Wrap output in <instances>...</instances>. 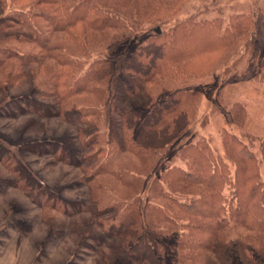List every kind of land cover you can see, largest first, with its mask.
I'll return each mask as SVG.
<instances>
[{"label": "rangeland", "instance_id": "rangeland-1", "mask_svg": "<svg viewBox=\"0 0 264 264\" xmlns=\"http://www.w3.org/2000/svg\"><path fill=\"white\" fill-rule=\"evenodd\" d=\"M100 1L123 12V17H120L125 23L122 28L95 31L90 42V54L77 59L83 66L92 60L101 65L95 80L101 106H94L99 111L98 123L102 125L110 117L109 108L121 61L156 28L155 23L143 21L141 16L150 13L161 2ZM257 7L264 8V0H184L174 15L160 12L159 15L164 13L161 17L167 21L160 28L169 29L175 21L191 14L201 18L217 17L223 26L230 15L249 12ZM13 9L10 0H0V58L7 54H17L21 59L36 58L41 50L39 42L27 27L31 23ZM2 22L12 27H1ZM52 38L54 44L59 42L57 34ZM245 39L246 35L238 39L235 36L220 62L208 75L171 82L160 73L161 77L149 83L142 82L130 95L125 106L141 108V115L144 107L158 103L175 87L184 85L200 90L199 104L188 128L189 133L171 144L157 160L149 161L147 157L141 162L135 155L127 153L109 159L107 168L126 170L124 177L129 182L130 176L133 178L131 186L122 183V179L115 180L109 173L98 174L86 182V172L95 166L80 169L65 164V161L70 163L67 161L69 158L81 155L78 150L83 141L82 135L73 134L77 127L53 116L54 98H45L43 93H38L44 86L45 76L36 75L33 64L24 72L15 68L19 61L14 59V63L0 64V264H116L125 247L123 239L135 237L138 234L136 229L142 230L150 241L148 229L143 225L144 217L139 214L135 221L129 220L120 239H111L103 234L110 222L119 224L127 220L117 217L116 212H107L103 216L98 214L107 206L120 209L118 202L129 199L141 179L143 183L150 182L170 164L181 163L180 155L175 152L190 137L204 138L216 152L222 153L221 127L241 135L251 145L260 158L264 180V153L260 148L264 145L263 85L253 72L249 46H244ZM254 44L258 54L263 55L264 27ZM72 46L74 48L75 45ZM28 70H31L29 76ZM80 100L75 98L59 103L67 108L80 105ZM40 102L51 108L44 111ZM240 106L244 109L243 115ZM101 113L106 114V118ZM102 118L104 120L100 121ZM105 156L102 152L97 161H104ZM145 163L149 166L144 168L151 167V172L139 174ZM131 164L136 170L130 171ZM84 192H90L91 196ZM137 197L140 202L136 214L142 212L147 195L139 192ZM160 227L155 229L154 239L164 264H264V251H260L264 240L260 241L252 231L227 227L219 233L222 240L218 247L215 245L210 251L191 252L175 243L173 228Z\"/></svg>", "mask_w": 264, "mask_h": 264}, {"label": "trees", "instance_id": "trees-1", "mask_svg": "<svg viewBox=\"0 0 264 264\" xmlns=\"http://www.w3.org/2000/svg\"><path fill=\"white\" fill-rule=\"evenodd\" d=\"M10 2L13 10H18L31 23L27 27L39 42L41 51L38 57L32 59L7 54L0 58V64L14 63V59L19 61L15 68L22 72L33 64L35 74L45 76L44 86L38 93H43L45 98H54L53 116L77 127L73 134L82 135L83 141L78 150L81 155L69 158L67 161L70 163L65 161V164L80 169L95 166L86 172V182L98 174L109 173L115 180L122 179V183L131 186L133 178L130 176L129 182L124 177L126 170L107 168L111 157L127 153L135 155L141 162L147 157L149 161H155L171 144L189 133L188 128L199 104L200 90L184 85L175 87L158 103L144 107L140 115L141 108L125 104L142 82L149 83L161 76L177 82L191 76L208 75L220 62L234 37L238 39L246 35L244 46H249L253 72L260 79L264 93V54H258L254 44L264 27L263 7L234 13L223 26L217 17L201 18L191 14L164 29L160 27L167 21L161 16L164 13L174 15L184 0H159L161 3L141 19L155 23L160 31L154 30L121 61L110 102V117L108 122L103 121L99 125V111L94 105L101 106L99 95H96L99 88L95 83L101 65L92 60L83 66L77 59L90 54V42L95 31L125 27L120 17L124 13L100 0ZM160 12L164 13L159 15ZM1 27L12 26L2 22ZM127 31L130 30L127 28ZM55 34L59 37L57 44L52 38ZM72 45H75L74 48ZM21 55L26 56L25 53ZM27 73L29 76L31 70ZM75 98H81L82 103L67 108L59 103ZM40 107L44 111L51 108L42 102ZM240 108L243 115L244 109ZM100 115L106 118V114ZM220 138L222 153L216 152L204 138L190 137L175 152L180 155L181 163L170 164L150 182L143 183L141 179L130 194L136 195L135 198L131 196L123 203L118 202L120 209L107 206L98 214L103 216L107 212H116L117 217L127 220L119 224L110 222L109 228L103 231L104 237L119 239L129 220L135 221L139 214L144 217L143 225L148 229L150 241L142 230L136 229L138 234L135 237L123 239L125 247L116 264H164L154 239L155 231L162 228L161 225L173 228L175 243L191 252L210 251L215 245L218 247L222 240L219 233L227 227L252 231L260 241L264 240V180L260 158L241 135L225 127L220 129ZM260 148L264 153V145ZM102 152L106 154L104 161H97ZM146 165L149 166V163L142 164L139 174L151 172V167L144 168ZM129 168L130 171L136 170L133 164ZM139 192L145 193L147 200L142 212L136 214ZM84 193L91 196L90 192ZM260 251H264L263 245Z\"/></svg>", "mask_w": 264, "mask_h": 264}, {"label": "water", "instance_id": "water-1", "mask_svg": "<svg viewBox=\"0 0 264 264\" xmlns=\"http://www.w3.org/2000/svg\"><path fill=\"white\" fill-rule=\"evenodd\" d=\"M155 31H156V32H159V31H160L159 27H156V28H155Z\"/></svg>", "mask_w": 264, "mask_h": 264}]
</instances>
